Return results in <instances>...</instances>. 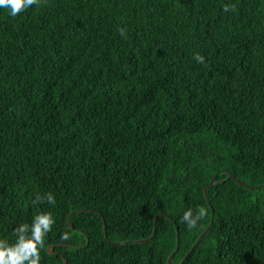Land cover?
<instances>
[{
	"label": "trees",
	"instance_id": "16d2710c",
	"mask_svg": "<svg viewBox=\"0 0 264 264\" xmlns=\"http://www.w3.org/2000/svg\"><path fill=\"white\" fill-rule=\"evenodd\" d=\"M39 211L41 264H264V0L0 9V238Z\"/></svg>",
	"mask_w": 264,
	"mask_h": 264
},
{
	"label": "clouds",
	"instance_id": "9594fccd",
	"mask_svg": "<svg viewBox=\"0 0 264 264\" xmlns=\"http://www.w3.org/2000/svg\"><path fill=\"white\" fill-rule=\"evenodd\" d=\"M40 0H0V9H6L7 14L15 17L19 13L38 5ZM234 10V5L231 6ZM225 12L230 10V6L225 5ZM119 35L126 36L124 28H119ZM194 59L198 63H204V57L196 54ZM34 204L47 203L55 207L57 204L56 197L52 192L43 194L36 193ZM205 215V211L200 209L193 214L191 209L183 212L180 222L187 229L198 227V221ZM56 223L51 211H39L31 219V222L21 223L13 229L15 236L14 241L9 242L7 239L0 238V264H41V251L45 247V238L52 231ZM62 239H68L67 232L61 234Z\"/></svg>",
	"mask_w": 264,
	"mask_h": 264
},
{
	"label": "water",
	"instance_id": "95a60500",
	"mask_svg": "<svg viewBox=\"0 0 264 264\" xmlns=\"http://www.w3.org/2000/svg\"><path fill=\"white\" fill-rule=\"evenodd\" d=\"M228 176H229L230 178L233 179L232 175L228 174ZM214 180H215V178L212 179V180L210 181L209 185H212V184L214 183ZM236 182H237L240 186H242V187H244V188L251 189V187H248L247 185H245V184H243V183H241V182H239V181H237V180H236ZM210 227H211V224H210V225H209V226H208V227L202 232V234L198 237V239L196 240L194 246H196V245L198 244V242L200 241V239L206 234V232L209 230ZM104 230H105V227H104ZM177 238H178V234H177ZM49 252H50V251H49ZM168 262H169V263L171 262V257L168 259Z\"/></svg>",
	"mask_w": 264,
	"mask_h": 264
}]
</instances>
